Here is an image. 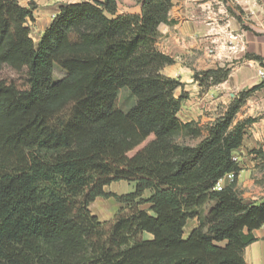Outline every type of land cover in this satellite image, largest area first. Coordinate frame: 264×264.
Returning a JSON list of instances; mask_svg holds the SVG:
<instances>
[{
    "label": "trees",
    "instance_id": "trees-1",
    "mask_svg": "<svg viewBox=\"0 0 264 264\" xmlns=\"http://www.w3.org/2000/svg\"><path fill=\"white\" fill-rule=\"evenodd\" d=\"M137 3L140 14H119L117 0L63 4L35 43L34 5L0 0V264H247L264 198L246 202L235 190L242 168L232 158L254 120L234 121L260 86L240 93L198 144L181 142L202 134L177 117L183 84L162 74L175 63L157 49L173 0ZM56 67L65 76L54 80ZM5 68L24 79H3ZM230 74L193 78L208 88ZM124 88L136 99L127 112ZM229 173L235 182L216 191ZM120 181L134 191H105ZM111 197L121 207L101 221L89 207Z\"/></svg>",
    "mask_w": 264,
    "mask_h": 264
},
{
    "label": "crops",
    "instance_id": "crops-1",
    "mask_svg": "<svg viewBox=\"0 0 264 264\" xmlns=\"http://www.w3.org/2000/svg\"><path fill=\"white\" fill-rule=\"evenodd\" d=\"M17 1L25 8L34 5V21L30 22L31 38L38 43L61 5L85 0ZM117 2L119 14H140L141 7L137 4V0L136 2L117 0ZM230 2L229 0H173L169 14L171 23L160 26L161 37L157 49L175 60L173 65L162 70V74L183 84V87L175 92L176 97L182 93L187 97L177 117L183 123H197L202 134L198 143L208 135L207 128L226 113L232 101L238 98L240 93L260 86L245 100L234 121L236 125L248 119L254 120L246 129L242 147L236 152L242 168L238 176V188L244 192L242 195L244 201L254 202L263 198L254 196L250 193L251 190L257 191L258 195H264L262 191L259 192L261 186L257 181L262 173H258L254 165L255 160L257 161V153L254 149L258 148L260 135L264 130V81L257 76L258 69L264 67V61L260 64L249 59L248 55L260 56L264 59V15L262 17L256 13L257 8L251 4V1L235 0L247 19L255 22V25L248 23L244 18L241 19L237 12L238 18L235 19L230 13L234 11ZM229 34L242 38L236 53L228 49ZM225 66L231 67V74L221 84L204 88L194 81L195 72ZM250 174L252 176L249 177ZM197 225L196 220L189 221L187 226L191 227L186 235ZM253 236L255 241L245 248L244 260L247 264H264V225L253 231Z\"/></svg>",
    "mask_w": 264,
    "mask_h": 264
},
{
    "label": "rangeland",
    "instance_id": "rangeland-1",
    "mask_svg": "<svg viewBox=\"0 0 264 264\" xmlns=\"http://www.w3.org/2000/svg\"><path fill=\"white\" fill-rule=\"evenodd\" d=\"M229 1H231L230 2L231 7L234 10L233 12L231 11L230 13L232 16L234 15L235 19L238 18V16H236L238 14L241 16V19L244 18L245 21H247L248 23L255 25V22L247 19L246 14L243 12V10L240 8V6H238V4L235 2V0H229ZM250 1H251V4L256 6V8H257L256 13H259L263 17V15H264V0H249V2ZM132 2H134V0H132ZM135 2H136V0H135ZM236 12H237V14H236ZM258 18L261 19L260 16ZM239 22L241 23V20H239ZM64 76H65V73L59 67H56L55 73H54V80L63 78ZM1 77L3 79L17 80V81H21L24 79L23 75L18 74L9 68H5L3 70ZM119 98H120V108L124 112H127L136 103L135 97L131 95V93L129 92V90L127 88H124L120 91ZM263 129H264V126H263ZM260 139L261 140L259 142L258 148L254 149V151L257 153V158H256L257 161L255 160L254 165H255V169L258 170V173H260V174L262 173L261 177L257 178L258 179L257 181H258V184L261 186L259 192L262 191L264 193V130L262 131V134L260 135ZM179 140L181 142H184L187 145L195 146L198 143L199 138L193 139V138H190L188 136L187 137L183 136ZM250 176H252V174H250L249 177ZM238 181H239V179H237V181H236L235 190L237 191L239 196L242 198V195L244 194V192H243V190L238 188ZM134 187H135V185L133 183L120 181V182H114V183L110 184L109 186L105 187V191L108 193L116 194V195H125V194L133 192ZM248 191H250V190H248ZM250 193H252L254 196H256L258 198H264V195H258L257 191L254 192V190H251ZM149 196H150V192L147 191V192H145L143 197L147 198ZM120 207L121 206L116 202V200L111 197V198L96 199L93 203H91L89 209H90L91 213L96 215L99 220L108 221V220H111L113 218L114 214L120 209ZM140 208L144 209V210H148L149 205L143 204V205H141ZM189 227H191V226H187V228L185 229V234L190 229ZM144 238L145 239H151V236L146 234V235H144Z\"/></svg>",
    "mask_w": 264,
    "mask_h": 264
},
{
    "label": "built area",
    "instance_id": "built-area-1",
    "mask_svg": "<svg viewBox=\"0 0 264 264\" xmlns=\"http://www.w3.org/2000/svg\"><path fill=\"white\" fill-rule=\"evenodd\" d=\"M242 40L241 37L233 34H229L228 36V49L234 53L238 51V45ZM258 79L264 81V67H260L257 72ZM232 160L236 163H240L239 157L234 155ZM236 176L233 173L226 174L223 178H221L215 187L216 191H222L225 187L230 186L235 182Z\"/></svg>",
    "mask_w": 264,
    "mask_h": 264
}]
</instances>
